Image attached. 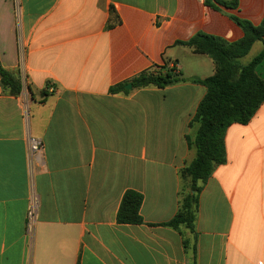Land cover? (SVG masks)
<instances>
[{
	"label": "crops",
	"instance_id": "1",
	"mask_svg": "<svg viewBox=\"0 0 264 264\" xmlns=\"http://www.w3.org/2000/svg\"><path fill=\"white\" fill-rule=\"evenodd\" d=\"M237 1L215 10L204 0H0V63L22 86L11 95L0 76V264H264V105L227 129L226 163L198 183L195 230L164 225L197 156L191 122L207 89L191 79L216 73L178 42L200 32L240 41L231 16L258 25L264 0ZM166 64L186 81L110 91ZM257 72L264 81V61ZM30 138L44 143L40 166ZM128 191L143 196L142 224L117 222Z\"/></svg>",
	"mask_w": 264,
	"mask_h": 264
},
{
	"label": "trees",
	"instance_id": "2",
	"mask_svg": "<svg viewBox=\"0 0 264 264\" xmlns=\"http://www.w3.org/2000/svg\"><path fill=\"white\" fill-rule=\"evenodd\" d=\"M206 6L215 10L221 8L239 9L237 0H204ZM113 18L108 28H113L119 22V16L112 9ZM232 19L243 30L244 36L238 42L197 33L188 42L178 44L193 48L196 53L205 54L214 62L216 73L205 79L192 78L194 83L206 87L207 93L200 102L191 126L198 125L194 139L189 138V146L197 151L192 163L182 172L185 184L190 181V191L187 192L181 209L174 218L164 224L179 229L186 226L195 230V212L198 206V193L201 191L200 181L207 183L218 166L226 163V131L233 124L247 125L251 122L261 105H264V81L257 72V67L264 61V48L250 63L242 65L240 59L246 57L256 42L264 44V18L258 25L250 20L233 14ZM0 76L3 89L11 95L21 93L20 81L0 63ZM177 68L155 67L135 76L129 82L124 81L113 87V93L127 92L126 85L132 84L134 89L154 86L164 89L179 82H184ZM194 192V194H192ZM143 196L135 191L124 195L117 212V222L124 225H138L144 222L140 208ZM192 264H197L194 261Z\"/></svg>",
	"mask_w": 264,
	"mask_h": 264
},
{
	"label": "built area",
	"instance_id": "3",
	"mask_svg": "<svg viewBox=\"0 0 264 264\" xmlns=\"http://www.w3.org/2000/svg\"><path fill=\"white\" fill-rule=\"evenodd\" d=\"M44 143L41 139L30 138L29 157L31 165L40 166L43 162ZM38 218V200L33 198L27 212V231L32 234Z\"/></svg>",
	"mask_w": 264,
	"mask_h": 264
},
{
	"label": "water",
	"instance_id": "4",
	"mask_svg": "<svg viewBox=\"0 0 264 264\" xmlns=\"http://www.w3.org/2000/svg\"><path fill=\"white\" fill-rule=\"evenodd\" d=\"M125 88L127 89V91H132L133 90V85L132 84H128L125 86Z\"/></svg>",
	"mask_w": 264,
	"mask_h": 264
},
{
	"label": "rangeland",
	"instance_id": "5",
	"mask_svg": "<svg viewBox=\"0 0 264 264\" xmlns=\"http://www.w3.org/2000/svg\"><path fill=\"white\" fill-rule=\"evenodd\" d=\"M185 185H186L187 192H189L190 191V181H188ZM192 193H194V192H192Z\"/></svg>",
	"mask_w": 264,
	"mask_h": 264
}]
</instances>
